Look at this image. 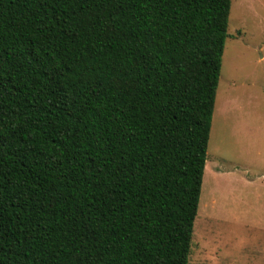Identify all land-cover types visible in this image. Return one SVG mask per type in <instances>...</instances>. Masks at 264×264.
<instances>
[{
	"label": "trees",
	"instance_id": "16d2710c",
	"mask_svg": "<svg viewBox=\"0 0 264 264\" xmlns=\"http://www.w3.org/2000/svg\"><path fill=\"white\" fill-rule=\"evenodd\" d=\"M232 0H0V264H190Z\"/></svg>",
	"mask_w": 264,
	"mask_h": 264
},
{
	"label": "rangeland",
	"instance_id": "374dc122",
	"mask_svg": "<svg viewBox=\"0 0 264 264\" xmlns=\"http://www.w3.org/2000/svg\"><path fill=\"white\" fill-rule=\"evenodd\" d=\"M190 264H264V0H232Z\"/></svg>",
	"mask_w": 264,
	"mask_h": 264
}]
</instances>
